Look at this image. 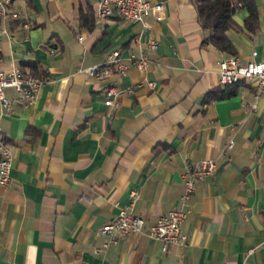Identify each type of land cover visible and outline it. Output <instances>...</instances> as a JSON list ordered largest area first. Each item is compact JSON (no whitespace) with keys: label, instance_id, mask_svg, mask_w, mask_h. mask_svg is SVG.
<instances>
[{"label":"crops","instance_id":"crops-1","mask_svg":"<svg viewBox=\"0 0 264 264\" xmlns=\"http://www.w3.org/2000/svg\"><path fill=\"white\" fill-rule=\"evenodd\" d=\"M151 1L164 3V15H149L146 28L96 19V0H12L19 18L0 20L2 69L48 78L33 102L0 105L13 156L10 183L0 186V264H264V96L248 81L218 83L224 53L203 42L194 0ZM254 1L258 30L227 31L244 61L264 60V0ZM246 15L240 7L233 19L242 25ZM149 37L158 40L150 51ZM115 49L146 51L151 65L119 80L81 71ZM110 83L115 108L104 104ZM204 158L217 170L186 206L185 245L163 251L144 230L94 253L100 227L124 206L133 202L145 227L175 206L186 164Z\"/></svg>","mask_w":264,"mask_h":264},{"label":"built area","instance_id":"built-area-1","mask_svg":"<svg viewBox=\"0 0 264 264\" xmlns=\"http://www.w3.org/2000/svg\"><path fill=\"white\" fill-rule=\"evenodd\" d=\"M165 5L163 2L151 0H96L94 17L96 19L116 15L124 21L141 22L144 28L148 27L147 18L153 15L156 20H161L164 15ZM9 15L13 19L19 18V13L12 8V0H0V20ZM3 29L0 26V39ZM79 40L82 36L77 35ZM146 49L154 50L158 46V40L149 37L146 41ZM255 55V52H253ZM149 54H129L123 56L120 49L112 50L108 58L99 64L88 66L81 71L99 81H104L114 76L119 80L131 68L147 70L151 65ZM48 81L44 75L34 76L25 74L20 66L16 65L8 71L1 67L0 52V105L5 112H10L15 102L26 105L33 102L41 86ZM241 81L251 82L254 86L256 96H264V60H242L236 54L224 53L218 61V83L230 85ZM153 86V82H148ZM12 87L16 91V98H8L4 90ZM119 92L115 83L107 84L105 87L104 104L115 108L118 106ZM233 141L229 140L226 148H231ZM12 151L9 144L2 137L0 127V186L6 187L10 183V169L12 165ZM217 163L215 159L204 158L195 163H187L181 174L183 190L178 202L168 212L158 216L156 221L145 227L142 217L132 210L133 202L120 209L119 213L107 220L100 227V232L105 240L100 247L94 248V253L106 250L110 245L116 243L120 238L129 235L139 234L146 231V234L162 242L163 251L170 245L183 246L188 242V235L183 230V222L187 215L186 206L194 192L196 183L215 174ZM132 199L137 193H130Z\"/></svg>","mask_w":264,"mask_h":264},{"label":"trees","instance_id":"trees-1","mask_svg":"<svg viewBox=\"0 0 264 264\" xmlns=\"http://www.w3.org/2000/svg\"><path fill=\"white\" fill-rule=\"evenodd\" d=\"M194 3L197 19L203 30L206 31L203 42L211 43L223 53H236L235 44L227 34L228 30L254 34L259 28V12L254 0H194ZM240 7L247 10L242 25L233 19L234 13ZM235 84L230 85L235 86ZM233 93H235V89L229 90L227 93L222 91L219 94L216 91L210 92L205 100L224 97Z\"/></svg>","mask_w":264,"mask_h":264}]
</instances>
